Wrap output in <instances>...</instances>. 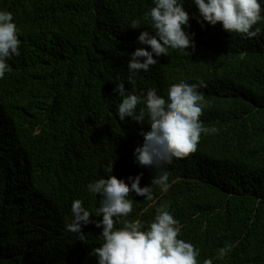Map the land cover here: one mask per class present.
I'll return each instance as SVG.
<instances>
[{"label":"trees","instance_id":"obj_1","mask_svg":"<svg viewBox=\"0 0 264 264\" xmlns=\"http://www.w3.org/2000/svg\"><path fill=\"white\" fill-rule=\"evenodd\" d=\"M152 6V0H0L20 40L19 55L8 58L11 71L0 79V264H90L70 251L66 197L85 192L109 166L88 167L76 143L113 139L118 126L128 125L119 120L122 98L113 89L123 80L133 90L128 59L137 47L150 49L137 36L154 31L144 16ZM182 6L195 47L155 57L134 76V91L155 88L167 99L171 85L203 81L199 120L217 131L201 133L195 151L158 170L169 173L167 192L151 185L152 201L132 192L125 219L148 225L162 207L179 220L178 238L199 249L198 264H264V12L254 25L261 32L249 39L220 22L193 19L199 16L193 0ZM134 20L139 27H131ZM129 164L118 173H138V164ZM148 168L141 187L158 174ZM226 244L234 246L217 258Z\"/></svg>","mask_w":264,"mask_h":264},{"label":"clouds","instance_id":"obj_2","mask_svg":"<svg viewBox=\"0 0 264 264\" xmlns=\"http://www.w3.org/2000/svg\"><path fill=\"white\" fill-rule=\"evenodd\" d=\"M193 3L199 12L193 19L198 22L201 17L210 25L220 22L229 33L249 39L261 32L254 25L262 19L264 0H193ZM152 4L144 16L150 19L154 31L146 29L137 36V41L150 49L137 47L128 59L127 81L133 90L126 89L123 80L113 89L122 98L117 107L119 120L128 125L118 126L113 139L97 135L76 143L88 167L89 163L90 168L96 163L109 166L105 176L87 182L85 192L66 197L65 230L75 241L70 251L85 257L90 264H198L199 249L178 238L180 222L166 209L157 208L148 225L138 219H125L133 208L132 192L149 201L153 200L151 185L167 192L169 173L158 170L173 158L195 151L201 133L217 131L199 120L204 97L198 88L204 86L203 81L173 84L167 91V99L157 94L155 88L147 89L146 93L134 91V76L155 65V57L168 55L169 48L189 53L195 47L194 33L186 31L190 17L182 6L183 0H152ZM139 26V21H132L131 27ZM18 32L12 12L0 10V79L11 71L8 58L19 55ZM139 104L145 107L138 108ZM128 162V169L138 164L139 174L127 170L125 174L118 173L117 168ZM148 167L158 174L150 186L141 187V177ZM233 246L226 244L219 248L217 258L223 259ZM203 264H212V259H205Z\"/></svg>","mask_w":264,"mask_h":264}]
</instances>
